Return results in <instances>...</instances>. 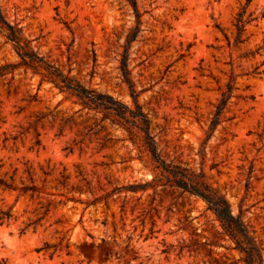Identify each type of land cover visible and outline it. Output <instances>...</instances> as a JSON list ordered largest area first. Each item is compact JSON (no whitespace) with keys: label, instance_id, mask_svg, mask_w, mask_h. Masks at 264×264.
Listing matches in <instances>:
<instances>
[{"label":"rangeland","instance_id":"obj_1","mask_svg":"<svg viewBox=\"0 0 264 264\" xmlns=\"http://www.w3.org/2000/svg\"><path fill=\"white\" fill-rule=\"evenodd\" d=\"M136 1L127 69L161 156L225 196L264 262V0ZM0 13L47 63L135 107L120 68L138 26L128 0H0ZM18 63L0 33V66ZM101 117L25 66L0 78V178L37 189L0 188V213H11L0 264L235 263L241 253L202 199L166 178L116 190L162 177ZM109 134L119 140L103 147Z\"/></svg>","mask_w":264,"mask_h":264},{"label":"trees","instance_id":"obj_2","mask_svg":"<svg viewBox=\"0 0 264 264\" xmlns=\"http://www.w3.org/2000/svg\"><path fill=\"white\" fill-rule=\"evenodd\" d=\"M128 2L134 9L138 26L132 29L127 35L120 68L124 81L132 91V96L135 101L134 108L121 102L110 94L99 93L96 90L83 87L75 81V79L62 73L55 66L47 63L29 46L28 42L23 38L21 30L15 25L7 22L1 13L0 33L3 34L8 42L12 43L14 50L20 58V63L16 65L5 64L0 66V78L5 77L17 66H25L26 68L31 69L35 74H40L43 77V80L49 81L61 92H69L75 95L85 107H89L90 109L101 113L102 117L97 125L106 120H110L112 125H116L125 130L129 139H131L134 144L138 143L141 148L151 155L152 159L157 163V168L160 170V175L162 177L158 179L157 182L154 181L155 183H134L116 190L126 189L137 191L140 189H146L150 186L155 187L159 183H162L164 178H166L167 182L163 185L167 186V184H169L168 187L180 190L182 194L188 193L192 196L198 197L207 204L208 209L214 213L216 218L221 223L224 233L233 241L234 249L241 253V257L235 263L242 262L243 264H264L259 246L250 235V232L246 224L243 222L241 215L236 216L233 214L230 204L225 196L212 187L204 176L184 168L169 165L163 160L156 145L155 138L150 132L149 117L143 112L137 101L138 95L131 80L130 72L127 69L129 45L133 40H135L138 32H140L139 24L141 17L137 1L128 0ZM240 30L241 28H238V31ZM229 89L231 90L232 88L229 87ZM37 97L38 95L34 94L30 96V99L31 101H34L37 100ZM227 101L228 99L223 96L222 100L216 107L215 117H218L221 114L227 104ZM73 118L74 115L67 117L64 123H70L73 121ZM215 122L216 121L214 119L212 121V125H215ZM118 140L119 139H116V137L109 134L104 140L102 146L104 147L106 143L115 145ZM0 188L5 190H19L21 192H35L37 190L34 186H23L18 189L12 182H8L2 178H0ZM10 216V211L0 213V219L9 218ZM202 245H206V243H203ZM218 264L229 263L223 262Z\"/></svg>","mask_w":264,"mask_h":264}]
</instances>
